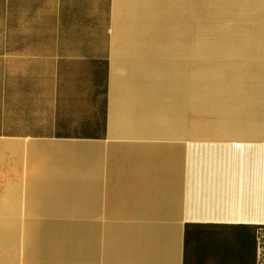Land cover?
Instances as JSON below:
<instances>
[{
	"label": "crops",
	"instance_id": "obj_1",
	"mask_svg": "<svg viewBox=\"0 0 264 264\" xmlns=\"http://www.w3.org/2000/svg\"><path fill=\"white\" fill-rule=\"evenodd\" d=\"M22 210L40 264H258L264 0H0V228Z\"/></svg>",
	"mask_w": 264,
	"mask_h": 264
},
{
	"label": "rangeland",
	"instance_id": "obj_2",
	"mask_svg": "<svg viewBox=\"0 0 264 264\" xmlns=\"http://www.w3.org/2000/svg\"><path fill=\"white\" fill-rule=\"evenodd\" d=\"M116 70H118V69L114 66L113 67V74L116 72ZM41 142H43V143H64V142H59V141H55V140H41ZM25 149L26 148L22 147L20 149V151L21 150L23 151ZM15 191H18V190H15ZM20 198H25V197L21 196ZM20 206L22 208L25 207L26 206L25 202L20 203ZM27 216H28L27 213L25 211H23V210L18 212V217H19V222H20L19 238H22L21 240H22L23 244H25L24 245V250L26 251V256H25L26 264H33L34 261L32 262V259H34V257H32V256H34V255L32 253L33 252V248H31V247H33L32 243L34 242L33 239L35 238V235L33 234L34 235L33 236L31 233L34 230L36 231V228H38L37 227L38 220H36V218H34V217H30V216L27 217ZM29 218H31V219H29ZM179 233H180V228H179ZM0 236H1V233H0ZM30 245H31V247H30ZM29 247L31 248V250H29ZM5 250H7L6 246H5ZM9 250H10L11 259L13 260V263L11 262V264H25L24 258H22L21 255L18 252H16V249L15 250L9 249ZM29 253H31V254H29ZM24 255H25V253H24Z\"/></svg>",
	"mask_w": 264,
	"mask_h": 264
},
{
	"label": "bare ground",
	"instance_id": "obj_3",
	"mask_svg": "<svg viewBox=\"0 0 264 264\" xmlns=\"http://www.w3.org/2000/svg\"><path fill=\"white\" fill-rule=\"evenodd\" d=\"M50 162V161H49ZM49 202V201H48ZM50 204H51V202H50ZM23 209V208H22ZM15 212H17V211H15ZM14 211H12L11 212V217H10V221L6 224V226L5 227H2V228H0V233H1V236H0V238H11V240H12V247H15L17 244H18V238H19V227H20V222L18 221V218L15 216V213ZM28 212V211H27ZM44 212V211H43ZM42 212V213H43ZM54 213V212H53ZM53 213H51V214H53ZM44 215H45V213H44ZM66 215V214H65ZM71 215V214H70ZM28 217V216H27ZM29 219H31V218H29ZM37 219H39V218H36V220ZM35 223V222H34ZM30 226V225H29ZM31 227V226H30ZM36 227V226H35ZM38 227V226H37ZM29 230V229H28ZM48 230V229H47ZM32 235L34 234L35 235V238L33 239L34 240V242L32 243L31 241V243L33 244V247H31V245H30V247L31 248H33V255L34 256H32V257H34V259H32V262L34 261V263L33 264H40V262H39V260H38V254H37V252L38 251H36V244H37V238H41V230H40V228L38 227V228H36V231L34 230V231H32V233H31ZM33 235V236H34ZM22 239V238H21ZM23 243V242H22ZM23 245V252L25 253V256H26V251L24 250V245L25 244H22ZM29 247V250H31V248ZM28 252V251H27ZM28 254V253H27ZM29 254H31V253H29ZM30 261V260H29Z\"/></svg>",
	"mask_w": 264,
	"mask_h": 264
},
{
	"label": "built area",
	"instance_id": "obj_4",
	"mask_svg": "<svg viewBox=\"0 0 264 264\" xmlns=\"http://www.w3.org/2000/svg\"><path fill=\"white\" fill-rule=\"evenodd\" d=\"M258 264H264V232H260V250Z\"/></svg>",
	"mask_w": 264,
	"mask_h": 264
}]
</instances>
